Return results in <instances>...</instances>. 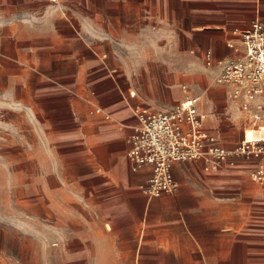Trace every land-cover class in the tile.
<instances>
[{
    "label": "crops",
    "instance_id": "crops-1",
    "mask_svg": "<svg viewBox=\"0 0 264 264\" xmlns=\"http://www.w3.org/2000/svg\"><path fill=\"white\" fill-rule=\"evenodd\" d=\"M99 2L98 49L16 20L17 64L37 74L22 104L47 154V171L32 177L30 264H264V181L250 177L257 155H231L215 170L174 162L176 188L159 196L144 190L152 166L133 169L128 156L140 109L191 97L214 122L236 109L243 138L249 121L213 77L241 53L239 32L264 22V0ZM204 129L226 149L238 143ZM22 232L17 214H0V264H27Z\"/></svg>",
    "mask_w": 264,
    "mask_h": 264
},
{
    "label": "rangeland",
    "instance_id": "rangeland-1",
    "mask_svg": "<svg viewBox=\"0 0 264 264\" xmlns=\"http://www.w3.org/2000/svg\"><path fill=\"white\" fill-rule=\"evenodd\" d=\"M83 1L85 7L79 1L71 9L65 8L62 0H39L32 5L31 2L22 0H6V3H0V20H15L12 25L0 21V214L18 215L23 225L19 239L25 243L23 252L27 264H30V255L27 254L31 251L27 244L32 239L33 171H47V154L41 151L39 144H42V138L33 128L32 122L26 119L28 110L22 104V100L25 104L28 102V98L22 95L23 84L30 87L37 74L23 73L21 66L17 64L22 52L17 49L13 39L21 30L20 21L16 20H34L37 27H50L56 34L78 36L88 46L98 49L99 19L96 15L99 14L100 2ZM48 20H52L50 24ZM124 23L130 26L135 20H125ZM136 23L138 29V20ZM205 75L206 79L210 77ZM217 76L213 77V82L215 78L217 82ZM198 112L204 115L207 129L219 135L229 145L238 142L242 137L247 121L242 119L236 109L231 107L226 115V122H214V117L210 114L200 110ZM256 137L264 138V131H246V138ZM34 163L40 169L33 170Z\"/></svg>",
    "mask_w": 264,
    "mask_h": 264
},
{
    "label": "built area",
    "instance_id": "built-area-1",
    "mask_svg": "<svg viewBox=\"0 0 264 264\" xmlns=\"http://www.w3.org/2000/svg\"><path fill=\"white\" fill-rule=\"evenodd\" d=\"M239 36L242 51L219 63L217 82L227 87L229 100L249 121L243 138L232 149L223 147L218 136L204 129V115L196 107L198 97L187 98L170 109H140L128 156L133 169L143 164L152 166V175L144 188L148 195L175 190L171 173L174 162L201 160L205 170H215L231 155H257L258 162L250 177L264 181V138H246L248 129L264 131V22L253 19Z\"/></svg>",
    "mask_w": 264,
    "mask_h": 264
},
{
    "label": "bare ground",
    "instance_id": "bare-ground-1",
    "mask_svg": "<svg viewBox=\"0 0 264 264\" xmlns=\"http://www.w3.org/2000/svg\"><path fill=\"white\" fill-rule=\"evenodd\" d=\"M262 131H263V130H262ZM247 139L251 140V139H253V138H247Z\"/></svg>",
    "mask_w": 264,
    "mask_h": 264
},
{
    "label": "clouds",
    "instance_id": "clouds-1",
    "mask_svg": "<svg viewBox=\"0 0 264 264\" xmlns=\"http://www.w3.org/2000/svg\"><path fill=\"white\" fill-rule=\"evenodd\" d=\"M0 27H2V25H0Z\"/></svg>",
    "mask_w": 264,
    "mask_h": 264
}]
</instances>
